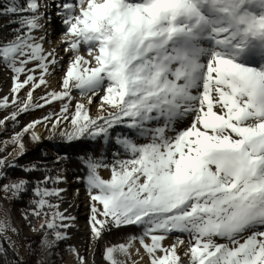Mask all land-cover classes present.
Wrapping results in <instances>:
<instances>
[{
    "label": "snow or ice",
    "instance_id": "snow-or-ice-1",
    "mask_svg": "<svg viewBox=\"0 0 264 264\" xmlns=\"http://www.w3.org/2000/svg\"><path fill=\"white\" fill-rule=\"evenodd\" d=\"M50 7L66 26V61L44 47ZM0 17L16 25L11 38L0 37V66L13 81L0 110L14 109L0 127L62 102L59 112L13 136L21 155L25 134L40 141L37 127L51 138L114 149L111 162L83 154L85 176L78 178L91 202L92 242L114 228L139 229L105 245L106 264H142L145 256L148 264H264V0H6ZM58 67L63 75L55 90L48 77ZM38 89L45 93L39 100ZM97 98L103 114L92 116ZM17 167L0 157V181ZM66 182L46 174L35 183H0L5 200L31 193L22 218L41 234L38 248L47 257L38 264H56L51 257L71 239L75 217L61 209L67 190L58 186ZM33 218L44 223L37 228ZM9 233L20 230L10 216L0 218V264H27ZM65 252L87 264L74 245Z\"/></svg>",
    "mask_w": 264,
    "mask_h": 264
},
{
    "label": "rangeland",
    "instance_id": "rangeland-1",
    "mask_svg": "<svg viewBox=\"0 0 264 264\" xmlns=\"http://www.w3.org/2000/svg\"><path fill=\"white\" fill-rule=\"evenodd\" d=\"M46 1H51V0H45V2ZM3 3H6V0H0V4H3ZM49 11H50V13H52V18L50 20L51 22L49 21V23L46 25V29L48 30V33H47V39L45 40L44 47L47 50L51 51L52 49L57 50L59 47H61V45H63L62 41L65 40L66 37L64 36L65 30H63V29L58 30L59 33L57 34V36H55V37L52 36L53 33H51V31L56 29L57 26H60L63 23H62V18H59V16H55L54 14H56V13L53 12L50 8H49ZM55 20H58V21H55ZM63 47H64V45H63ZM63 47L60 49V52H61L60 56H62L63 58L65 57L64 60L66 61L68 59V56L62 51ZM82 54L86 55L87 54L86 50L84 52H82ZM64 67H66V65ZM1 69L2 68H0V70ZM5 70L11 76V73L7 69H5ZM62 75H63V67H58L57 70L52 74V77H53L52 81L54 79H56V81L54 82L55 84L52 87V89L60 90ZM7 94H5V95H7ZM44 94H45L44 90L38 89L34 93V97L37 100H39V97L43 96ZM5 95L0 94V97H3ZM20 95L21 96L26 95V91H22ZM73 96H75L77 100L80 99V95H79L78 91H74ZM99 103H100V100H99V98H97L95 103L91 106V115L92 116H98V115L103 114L97 110V106L99 105ZM61 107H62V102L61 101H55L51 105L46 106L42 109H37V110L31 111L27 114L20 115L18 118V124L15 126L12 124V122L10 120L7 121L4 126L0 127V157H7L8 160H10V161L16 160V162H17L20 159H22V157L24 155L38 149V146L42 144L41 153L44 154V157H52L53 159H55L53 161V162H55L53 167L50 166L49 164H47L45 166V169L47 167L48 170H51L53 172L51 174L52 176H56L57 174H60V175H63L67 178L66 183L59 184L58 186L61 188H65L67 190L66 193L64 194V201L66 199H68L71 201V204L73 206H75L76 204L79 205V203H78L77 198H75V196H73V195L71 196V194L74 191H77L79 189V187L80 188H86V189H87V187H86V184L82 180L78 179L79 178L78 176L72 175L70 173L66 161L57 152V150L60 149L63 146V144L72 143L75 141H72V142L65 141V140L60 139L59 136H57L55 138H51L50 133L46 130V133L41 135V139L38 142L31 140L27 134L24 135L23 143L25 144L26 151L22 155H21V149L18 146H15L12 144L13 136L16 133L20 132L25 125H27L28 123H30L33 120H38V119L48 115L50 112H59ZM13 110L14 109L11 107L6 109V110H0V119H3L4 117L9 116ZM190 122H191L190 118L186 119L179 124V127L181 129L186 128L189 126ZM36 131H37V128H36ZM119 131H123V129L118 128L117 132H119ZM51 143H53L52 146L50 145ZM113 152H114V149H110L108 145H103V153L102 154L104 155L105 159L108 160L109 162H111V160H112V153ZM29 158L30 157H27L26 160H28ZM26 160H24V163H26L25 162ZM57 161H59V163ZM38 163L39 162L34 160L33 162H29V166L35 165V166L39 167ZM46 171H47V169H46ZM100 174L104 179H108V178H110L111 172H110V170H107V169H101ZM9 177H10L9 180L0 181V183H10L12 180L17 179L13 176H10V175H9ZM71 181L72 182L75 181V183L69 185V182H71ZM65 184H67V185H65ZM4 195H6V194L0 193V197H3ZM26 197H27V200L31 199L32 198L31 193H29L28 196L26 195ZM25 202H26V204L24 206H21V208H20L15 200H12V199L5 200V199L0 198V218H7L10 216L11 222L20 230L19 235H12L11 233H9V235H11L12 240L16 242L15 243V253L19 257H21L23 260L27 261V264H38V261L40 259L47 257V253L41 252L40 249L38 248L39 239H41V234L32 231L31 227L22 218L23 213L26 210H28V208H29L30 200L25 201ZM76 211L79 212L80 208L78 207ZM81 212H79V213H81ZM89 216L90 215H88L85 218V220L84 221L82 220L81 222L79 219L77 221L75 219L72 222L73 227L77 228V229L85 228L89 224ZM32 223L37 228H39V225L44 223V220L43 219L38 220V219L33 218ZM25 237L27 238V240H25ZM173 239H174V236L172 238H170L167 241V243L171 244L173 242ZM27 241H34L35 243H33L32 247L29 248L27 246ZM116 243L117 242L110 241L109 244L115 245ZM68 245H74V244L70 240H68L67 242L61 243L59 245V246H61L63 253H64V250L66 249V247ZM95 246L97 248V251H98L101 259L105 262V259L103 256L104 252L101 254L102 250H101L100 242L95 243ZM33 249H35V254H33ZM60 257L61 256H59V258ZM73 258L75 259V261ZM133 258L135 259V256ZM60 262H61L60 264H78V261L76 260V257L74 254H68L67 257L65 256L63 258V260H61ZM105 264H106V262H105Z\"/></svg>",
    "mask_w": 264,
    "mask_h": 264
},
{
    "label": "trees",
    "instance_id": "trees-1",
    "mask_svg": "<svg viewBox=\"0 0 264 264\" xmlns=\"http://www.w3.org/2000/svg\"><path fill=\"white\" fill-rule=\"evenodd\" d=\"M14 27H16V25L8 24V18L0 17V37L11 38L10 29ZM50 145L52 146L53 143H51ZM41 148H42V144L38 146V149L30 152L33 156L30 153L24 155L22 159L17 161L19 167H17L16 169L8 170L9 175L15 178L29 179L33 183H35L38 180H41L46 174L51 175L53 172L51 170H48L47 167H46L47 169L46 171L45 166L49 164L50 166L53 167V165L55 164V162L53 161L55 159H53L52 157H44V154L41 153ZM57 152L66 161L70 173L72 175H76L79 178H81L85 176V169L81 166V163H80L81 156L85 153L87 154L96 153L97 155H103L102 154L103 145L97 142L89 141V140H79V141H75L72 143L63 144V146L60 149H58ZM27 157H30V158L26 160ZM24 160H26L25 161L26 163H24ZM34 160L39 162L38 165L40 169L38 171L31 173V174H27L24 171H22L23 168L31 167L29 166V162H33ZM28 200L25 195L22 201L17 202V204L21 208V206H24L26 204L25 201H28ZM133 233H139V229L134 228V227H126V228H120V229L114 228L110 233L106 234L104 236V239L100 242L101 250H102L101 254L104 252L105 245L109 244L110 241L117 242L116 244H119L121 242H124L127 236ZM5 247H7V245H5ZM57 251L59 255L53 256L51 258L52 260L56 261V264H60L61 259L59 258V256H63L64 258L65 256L67 257L68 253H66L65 250L63 253L61 246H59V249ZM9 257L15 258L11 250L9 251Z\"/></svg>",
    "mask_w": 264,
    "mask_h": 264
},
{
    "label": "bare ground",
    "instance_id": "bare-ground-1",
    "mask_svg": "<svg viewBox=\"0 0 264 264\" xmlns=\"http://www.w3.org/2000/svg\"><path fill=\"white\" fill-rule=\"evenodd\" d=\"M51 3V5L53 4L52 1H49ZM50 9L56 13V9L55 8H51ZM55 16H59L57 14H54ZM59 18H61L59 16ZM58 19V18H57ZM58 21V20H55ZM51 22V21H50ZM65 25L62 24L60 26H57L56 29L52 30L51 33H53L52 36H57V34L59 33L58 30L63 29L65 30ZM47 33L48 30L46 29ZM45 44V42H44ZM63 47V45H61V47H59L57 49V51L60 52V49ZM65 58V57H64ZM0 68H2L0 70V94L1 95H5L7 93L10 92V89L12 88L13 85V81L10 78L11 76L9 75V73L6 72V70L0 66ZM52 75L48 77L50 84H51V89L54 86V82L56 81V79H54L52 81ZM49 89V90H51ZM37 132L39 133V135H43L46 133V129L44 127H37ZM74 182H69V185L74 184ZM67 185V184H65ZM75 190V189H74ZM75 196V198H77L78 200V204H76L75 206H73L71 204V201L66 199L62 204H61V209H67L68 214H70L71 216L75 217L76 221L79 219L80 222L83 220H85V218L90 215V199H89V194L86 188H80L77 191H74L71 196ZM80 208L81 213L77 212V208ZM78 213V214H77ZM69 234L71 236L70 241L74 244V246L76 248L79 249L80 253L85 255L87 257V264H105V262L101 259L97 248L95 246V243L92 242L90 240V236H91V232H90V228H89V224L82 229H77L74 228L73 226L70 227L69 229ZM136 247H140V245L137 243ZM141 253L143 254V249H141ZM74 259V258H73ZM135 259H139L138 257H135ZM75 261V259H74ZM142 264H148L147 261V257L145 256L144 261L142 262Z\"/></svg>",
    "mask_w": 264,
    "mask_h": 264
}]
</instances>
